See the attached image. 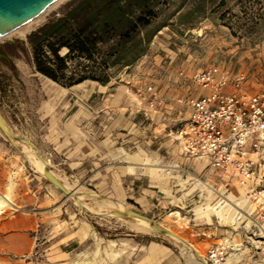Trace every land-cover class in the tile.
<instances>
[{"label":"rangeland","instance_id":"obj_1","mask_svg":"<svg viewBox=\"0 0 264 264\" xmlns=\"http://www.w3.org/2000/svg\"><path fill=\"white\" fill-rule=\"evenodd\" d=\"M134 1L148 13L156 5ZM195 1L176 0L149 18L147 35L126 61L117 56L126 55L124 46L145 24L118 49L108 47L107 38L84 33L88 68L103 78L82 87L62 89L38 74L20 78L0 43V116L25 141L0 132V199L12 205L0 210V264H198L187 248L139 229L126 212L186 241L206 263L210 251L225 248L228 264H264L253 205L237 187L225 188L218 174L209 175L204 161L189 158L178 138L161 136V130L177 128L162 127L160 118L151 126L153 113L137 95L150 87L164 90L160 67H170V86L181 73L189 80L219 68L243 75L250 95L264 93V0L231 1L214 15L209 7L207 19L195 14L181 22ZM55 17L50 13L46 21ZM165 51L170 59H163ZM150 55L154 59L145 64ZM35 162L75 196L53 188ZM90 195L121 205L125 213L106 212ZM145 199L149 208L139 203Z\"/></svg>","mask_w":264,"mask_h":264},{"label":"built area","instance_id":"obj_2","mask_svg":"<svg viewBox=\"0 0 264 264\" xmlns=\"http://www.w3.org/2000/svg\"><path fill=\"white\" fill-rule=\"evenodd\" d=\"M196 94L165 102L152 87L137 95L150 111L159 113L176 104L188 110V120L176 135L189 158L208 163L210 173L236 184L254 206L264 241V93L250 95L243 75L231 76L219 68L196 74L187 80ZM204 93V95H202ZM260 205V206H259ZM225 248L208 253L210 264H228Z\"/></svg>","mask_w":264,"mask_h":264},{"label":"bare ground","instance_id":"obj_3","mask_svg":"<svg viewBox=\"0 0 264 264\" xmlns=\"http://www.w3.org/2000/svg\"><path fill=\"white\" fill-rule=\"evenodd\" d=\"M94 1L98 3L95 8L91 7V0H59L31 23L0 39V43L6 44L2 55L12 59L20 78L38 74L62 89L99 82L103 74L98 69L88 68V58L82 46V41L86 39L83 34L91 31L92 39L107 38L108 47L118 49L149 18L158 11L170 10L176 2L156 0V5L148 13L139 10L134 0ZM53 12L56 13L55 19L46 21V16ZM34 168L45 176L47 168L42 162H35ZM62 186L67 192H71L67 186ZM80 198L84 199L85 196ZM103 203L106 212L115 210L125 213L119 204ZM9 206L12 205L8 199H0V210ZM213 212L215 211L211 213ZM131 220L141 229L137 219ZM194 252L190 256H195L198 264H207L199 258L196 250Z\"/></svg>","mask_w":264,"mask_h":264},{"label":"water","instance_id":"obj_4","mask_svg":"<svg viewBox=\"0 0 264 264\" xmlns=\"http://www.w3.org/2000/svg\"><path fill=\"white\" fill-rule=\"evenodd\" d=\"M59 0H0V39L17 31L19 28L31 23L33 20L37 19L45 12H47L55 3ZM0 132L1 134L9 140L15 142L25 143V141L16 135L12 134L4 124L1 116H0ZM45 178L47 181L59 190L66 197L73 198L75 195L67 192L65 188L55 180L51 172H45ZM89 197L98 200L100 202H110L107 199H103L99 196L90 195ZM129 216L139 221V224L145 230H148L152 233L160 235L162 237L177 241L182 246H185L189 251L194 252L193 248L186 243L184 240L179 237L167 233L166 231L160 229L157 226H154L150 222H148L145 218L127 212Z\"/></svg>","mask_w":264,"mask_h":264},{"label":"crops","instance_id":"obj_5","mask_svg":"<svg viewBox=\"0 0 264 264\" xmlns=\"http://www.w3.org/2000/svg\"><path fill=\"white\" fill-rule=\"evenodd\" d=\"M155 40H158V38H156ZM163 53L165 54L163 59H165V60L170 59L171 54H172L170 51H165ZM153 59H154V57L151 56V55H150V57L146 56L144 58L145 64H147V63L151 64ZM169 70H170V67H168V68L160 67L159 68L160 73H163L164 75H166L165 78H164V81H165L164 82V86H165L164 90L157 91L159 93V95H161L162 99L165 102L168 103V102H171V101H175L180 96H184V95H190V96L195 97L196 94L193 91L195 89L192 87V85L187 84L185 82V80H183V79H180V78L177 79V82H175L176 84L174 86H170L169 85L171 83L172 78H173V73H171ZM167 76H168V78H167ZM187 85H190V86H188L189 88H187ZM139 105L142 106L141 103ZM144 107H146V106L144 105ZM150 112L153 113L152 116L149 115L150 118H151V120H150V122L152 124L151 126H153L154 118H160V120L158 119L159 121H162V119H163V124L164 125H162V127H164L165 125H172L174 128H178V126L180 124L185 123L188 120V118H189L188 110L184 106H180V105H177V104L174 107L166 108L165 111H163V112L162 111L159 112V113H154L152 111H150ZM149 116L145 115L146 118H148ZM156 131L157 130L154 129V132H156ZM163 134L165 135L163 137H167V138L174 137V138H178L181 141V139L173 131H169V133H168L166 131V129L165 130H161L160 135L162 136ZM181 144H182V147H183V150H184V145H183L182 141H181ZM184 153H185V151H184ZM204 163L206 164L207 169H208V163L205 162V161H204ZM208 174L216 176V174L210 173L209 169H208ZM219 178H220V176H219ZM221 179H222V183H223L225 181V179L222 178V177H221ZM230 186L237 187L241 191L243 196H244L243 191L236 184H232V185H229V186H226V184H225V188L230 187ZM139 203H141V205H143L144 207H147V208L150 207V203L146 199H145V201L142 200ZM252 207L254 208V213H255V211L258 208V206H254L253 205ZM256 217H257V215H256Z\"/></svg>","mask_w":264,"mask_h":264},{"label":"trees","instance_id":"obj_6","mask_svg":"<svg viewBox=\"0 0 264 264\" xmlns=\"http://www.w3.org/2000/svg\"><path fill=\"white\" fill-rule=\"evenodd\" d=\"M231 1L235 2L237 0H198V1H195L192 5L193 10H191L188 14L184 15L183 17L181 16L180 20H181V22L185 21L186 23H188L187 20L190 17H193L195 14H197L202 19H207V12L206 11L209 7L213 8L211 14L214 15L217 13V11L220 7L228 5ZM252 1L253 0H238L237 2L239 5H247V4L251 3ZM151 24L152 23L150 21L145 23V25H144L145 27H144L143 32L141 34H138V35L134 36L133 38H131L129 40V42L124 46V49L126 51V55L124 57L117 56V60L119 59L121 61H126V60L130 59V57H132L133 50L135 48L134 44L137 43V41L139 40V38L142 35H147L148 29L151 26ZM153 38H154V36L152 37V39ZM132 45H133V47H131ZM143 55H144V52H142V51L139 52L138 54H136L135 57L133 58L131 65H134L135 63H137L143 57Z\"/></svg>","mask_w":264,"mask_h":264}]
</instances>
